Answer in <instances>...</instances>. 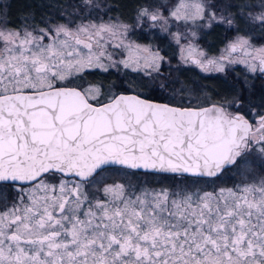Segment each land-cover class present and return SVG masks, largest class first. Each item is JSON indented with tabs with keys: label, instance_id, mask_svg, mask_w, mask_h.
I'll return each instance as SVG.
<instances>
[{
	"label": "snow or ice",
	"instance_id": "obj_1",
	"mask_svg": "<svg viewBox=\"0 0 264 264\" xmlns=\"http://www.w3.org/2000/svg\"><path fill=\"white\" fill-rule=\"evenodd\" d=\"M7 7L0 5V264H264V114L253 105V123L242 94L229 111L85 86L90 71L122 66L163 92L165 57L128 41L130 25L97 20L103 6L94 0H80L66 19L63 11L41 23L25 17L19 27L3 21ZM169 17L264 30V0L145 6L136 27L147 19L167 31ZM109 48L127 55L117 59ZM227 51L201 59L189 45L185 60L202 71L223 72L228 60L264 74V46L250 36ZM237 52L242 59L231 58ZM108 168L148 179L90 191ZM233 171L239 180L216 186Z\"/></svg>",
	"mask_w": 264,
	"mask_h": 264
},
{
	"label": "trees",
	"instance_id": "obj_2",
	"mask_svg": "<svg viewBox=\"0 0 264 264\" xmlns=\"http://www.w3.org/2000/svg\"><path fill=\"white\" fill-rule=\"evenodd\" d=\"M73 0H9L5 9V21L9 26H21L25 17L32 19L34 23H41L42 19H47L49 14L52 15L53 20L60 18V13L71 10ZM101 5L105 8V13L110 17L118 18L119 20L133 25L137 19V13L140 8L145 6L156 7L159 6L158 0H100ZM239 4L242 0H234ZM251 3H256L257 0H249ZM237 26L242 29L246 28L245 23L237 22ZM255 32L253 39L255 41L264 42V30L254 28ZM234 34L233 29H224L223 31H212L211 34L205 35V38L211 42L221 41L225 42ZM259 43V42H258ZM204 46V45H203ZM206 46V45H205ZM171 50V46H168ZM209 52H214V49L209 48ZM174 58V55L170 56ZM161 75L166 77L170 88L163 92L158 88H154L153 82L147 77L136 76L134 74L107 72L101 73L98 71H90L84 76L85 82L101 83L103 88L110 85H115L114 89L118 93H134L140 94L150 100L156 102H167L168 98L175 95L177 100L181 97L185 104L190 102L191 106L208 105L211 103L222 104L228 107V110L234 111L236 105L233 103L229 106V102L233 101L239 95H243L245 99V106L242 109L247 115L249 110L256 106L260 109L262 100H264V78L260 75H248L242 68L234 67L228 69L224 74H203L192 67L182 65L177 66H163ZM158 78L155 84L160 83ZM230 173H226L220 180L216 181V186H232L233 182L238 179V175L233 178ZM106 175L101 179L97 188L103 186V183H112L114 181L124 180L122 174H118L114 168H108L101 173ZM100 174V175H101ZM143 177V175H140ZM214 179V178H213ZM167 183V181H165ZM155 186V179L152 180Z\"/></svg>",
	"mask_w": 264,
	"mask_h": 264
},
{
	"label": "rangeland",
	"instance_id": "obj_3",
	"mask_svg": "<svg viewBox=\"0 0 264 264\" xmlns=\"http://www.w3.org/2000/svg\"><path fill=\"white\" fill-rule=\"evenodd\" d=\"M9 0H0V5L2 4H7ZM94 2L101 4L100 0H94ZM175 0H158V4L159 5H170L172 3H174ZM80 3V0H73L72 1V7L71 10H67L65 11V19L67 18V13H71L73 11V8L76 4ZM103 6V5H102ZM5 12V9H4ZM164 14L167 15V9L164 10ZM93 16L99 20L101 17L103 18V20L107 21L109 19H111L112 21H116L119 22L121 24H127L121 20H119L118 18L115 17H110L107 13L105 14V8L102 7L101 11L99 14H97L96 12H93ZM3 21H5V15L2 17ZM138 21L137 19L135 20V23L133 25H130V31L128 33V41H132L135 43H138L140 45H146V46H150L153 51H159L161 53V55H163L165 57V60L162 64L163 66H168V65H174V66H186V67H192L195 68L196 70H198L200 73L203 74H224V72L228 69H232L234 67H240L243 69V71L248 74V75H260L264 78V74L259 73V71L252 73L250 71H248V69L246 68V66L242 63H235V64H230L228 62V60H224L223 63L225 65V71L223 72H219L216 70H211V71H202L196 64H193L191 62V59H188L187 61L185 60V57L188 56V49H189V45H191L192 48H194L196 50V52L194 53L195 56H197L198 58L204 59V58H208V59H216L219 60L221 57L224 56H228L229 53L227 51V46L229 45V43L233 40H235L237 38V36L240 35H247L251 37V43L254 47H260V46H264V42H260V41H255L253 39L255 35V32L252 30L253 28L255 30L257 29H261L259 27H255L251 24L245 23L244 26H246V28L243 29V32H241L242 29H240L237 24H234L233 26L229 27L226 23H219V24H213L211 27H205L202 25V22L197 21L195 23L193 22H188L187 24H185V22L183 21H175L172 20L169 17V25H168V30L164 31L161 29V27L159 26V24H157V26L152 27V22L147 20V19H143L139 22L140 26L136 27ZM224 29H233L234 30V34L229 38L226 39L225 42L221 41V44L218 42V40L216 41V43L211 42L209 40H207L205 38V35H209L212 33V31H223ZM193 32L195 33V35H193ZM176 34V35H173ZM177 36L179 38V42H177ZM127 42V41H126ZM259 42V43H258ZM204 45V46H203ZM206 45V46H205ZM168 46H171V50L168 49ZM214 49V52H209L208 49ZM183 49V52H182ZM110 51H114L115 53H117L116 58L120 59L122 58V56L127 55L126 52H123L122 50H116V49H112L109 48ZM203 52L204 53V57H199V53ZM172 54L174 55V58H170V56H172ZM231 58L236 59V60H240L243 58V53L237 52V53H233L231 54ZM92 71H98L101 72L99 70H92ZM119 72V73H126V74H134V75H138V76H142L145 77L143 72H133L131 69H123L122 66H120V69L117 70L115 68L110 69L109 72ZM104 73V72H101ZM83 84L85 86H87L88 82H85V80H83ZM103 90L109 94L111 93H117V91L114 88H111V90H109V86L106 87L105 89L103 88ZM213 104V103H211ZM209 105V104H208ZM260 109H256V112H258L259 114H264V107H259ZM230 111V110H229ZM248 116H250L252 119H255L257 116L254 115L253 113V108H251L249 110V114ZM236 175L235 171L230 173V177H234ZM106 175L101 174L100 177H97L98 180H101L103 178H105ZM123 176V175H122ZM125 181H131L132 183H136L137 180L140 181H144L148 178L146 177H142V176H123L122 177ZM240 177L238 176L239 180ZM235 180V181H236ZM118 182V181H117ZM96 186V185H94ZM91 188L90 191H94L97 186L94 188ZM103 186H101L100 188H102Z\"/></svg>",
	"mask_w": 264,
	"mask_h": 264
},
{
	"label": "flooded vegetation",
	"instance_id": "obj_4",
	"mask_svg": "<svg viewBox=\"0 0 264 264\" xmlns=\"http://www.w3.org/2000/svg\"><path fill=\"white\" fill-rule=\"evenodd\" d=\"M248 118L251 119L252 122L254 123V122H255V119H257L258 117H256L255 119H252L250 116H248ZM96 186H97V185H96ZM96 186H94V188H95Z\"/></svg>",
	"mask_w": 264,
	"mask_h": 264
},
{
	"label": "water",
	"instance_id": "obj_5",
	"mask_svg": "<svg viewBox=\"0 0 264 264\" xmlns=\"http://www.w3.org/2000/svg\"><path fill=\"white\" fill-rule=\"evenodd\" d=\"M119 94V93H118ZM125 94H134V93H125ZM154 102H156V101H154ZM211 104H209V105H204V106H210Z\"/></svg>",
	"mask_w": 264,
	"mask_h": 264
}]
</instances>
